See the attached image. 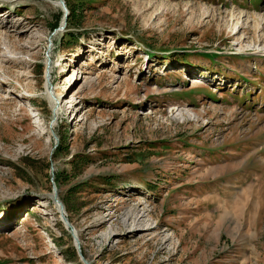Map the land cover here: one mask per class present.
Here are the masks:
<instances>
[{
	"label": "rangeland",
	"instance_id": "374dc122",
	"mask_svg": "<svg viewBox=\"0 0 264 264\" xmlns=\"http://www.w3.org/2000/svg\"><path fill=\"white\" fill-rule=\"evenodd\" d=\"M62 2L0 0V264H264V0Z\"/></svg>",
	"mask_w": 264,
	"mask_h": 264
},
{
	"label": "water",
	"instance_id": "95a60500",
	"mask_svg": "<svg viewBox=\"0 0 264 264\" xmlns=\"http://www.w3.org/2000/svg\"><path fill=\"white\" fill-rule=\"evenodd\" d=\"M58 2H59V5H61V7H63V2H62V0H58ZM63 18H65V13H64V17H63ZM63 25H64V24L62 23L59 29H62V28H63ZM47 65H48V63H47ZM45 77H46V86H47V90H48V92H49L50 89H49V87H48V68H47V67H46V69H45ZM50 197H51V200H52V202L54 203V205L58 203L59 210L61 211V210L63 209V206H62L61 203L57 200V197H56V190H55L54 188H52V194H51ZM56 211H57V209H56ZM58 217H59L61 223L63 224V226L67 229V231L69 232V234L72 236V238H73L74 241H75V237L73 236L71 226L67 223L66 218H65V217L61 214V212H59V211H58ZM83 263L86 264L84 261H83Z\"/></svg>",
	"mask_w": 264,
	"mask_h": 264
},
{
	"label": "trees",
	"instance_id": "16d2710c",
	"mask_svg": "<svg viewBox=\"0 0 264 264\" xmlns=\"http://www.w3.org/2000/svg\"><path fill=\"white\" fill-rule=\"evenodd\" d=\"M69 13H70L69 16H72V13H71V12H69ZM73 17H74V16H73ZM73 17H71V18H73ZM59 19H60V18L57 19V22H58ZM67 21H69V20L67 19ZM57 22H56V24L54 25L53 29H55V28L57 27ZM71 25H73V24H71ZM73 28H74V29H70V30H74V31H70V32L66 33V35H67L68 38H70V39H72V40H75V39H76V36H77V34L75 33V31L78 30V29H77L75 26H73ZM75 35H76V36H75Z\"/></svg>",
	"mask_w": 264,
	"mask_h": 264
},
{
	"label": "bare ground",
	"instance_id": "6f19581e",
	"mask_svg": "<svg viewBox=\"0 0 264 264\" xmlns=\"http://www.w3.org/2000/svg\"><path fill=\"white\" fill-rule=\"evenodd\" d=\"M59 3V2H58ZM50 99H53L52 101H54L55 100V98H53V96H51V98ZM56 207H57V210L59 211V212H61V214L65 217V212H64V210L62 209L61 211L59 210V207H58V203L56 204ZM66 218V217H65ZM138 219V218H137ZM67 220V219H66ZM67 223L69 224V222H68V220H67ZM70 225V224H69ZM71 226V225H70ZM146 230H148V229H146ZM74 232V230H73V227H72V233ZM76 235V234H75ZM75 235H73V236H75ZM75 238H76V236H75ZM75 241H76V239H75Z\"/></svg>",
	"mask_w": 264,
	"mask_h": 264
}]
</instances>
